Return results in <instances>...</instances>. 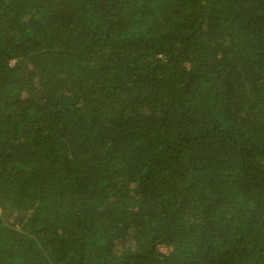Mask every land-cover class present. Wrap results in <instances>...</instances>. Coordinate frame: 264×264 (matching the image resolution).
<instances>
[{
	"label": "trees",
	"instance_id": "16d2710c",
	"mask_svg": "<svg viewBox=\"0 0 264 264\" xmlns=\"http://www.w3.org/2000/svg\"><path fill=\"white\" fill-rule=\"evenodd\" d=\"M0 264H264V0H0Z\"/></svg>",
	"mask_w": 264,
	"mask_h": 264
},
{
	"label": "rangeland",
	"instance_id": "374dc122",
	"mask_svg": "<svg viewBox=\"0 0 264 264\" xmlns=\"http://www.w3.org/2000/svg\"><path fill=\"white\" fill-rule=\"evenodd\" d=\"M162 251H163V252H167V249L162 248Z\"/></svg>",
	"mask_w": 264,
	"mask_h": 264
}]
</instances>
